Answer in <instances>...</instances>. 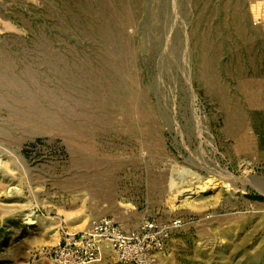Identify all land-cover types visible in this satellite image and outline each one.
<instances>
[{"label": "rangeland", "instance_id": "obj_1", "mask_svg": "<svg viewBox=\"0 0 264 264\" xmlns=\"http://www.w3.org/2000/svg\"><path fill=\"white\" fill-rule=\"evenodd\" d=\"M61 248L264 264V0H0V264Z\"/></svg>", "mask_w": 264, "mask_h": 264}, {"label": "built area", "instance_id": "obj_2", "mask_svg": "<svg viewBox=\"0 0 264 264\" xmlns=\"http://www.w3.org/2000/svg\"><path fill=\"white\" fill-rule=\"evenodd\" d=\"M110 230H113L112 229V221L108 220L106 218H103V219L97 221L95 224H93L89 231L84 232L82 235L83 236L82 240H80V241L81 242H83V240L91 241L90 240L91 238L94 240L96 238L106 239L109 235H111L109 233ZM120 235H121V233L120 234L119 233L112 234V236L114 238L117 237L116 238L117 240L119 238H122ZM81 242H79V243H81ZM68 251H70V250H68V249L66 250L65 248L58 249L59 253L57 254V258H59L61 260V262H59L60 264H90V263L101 261L100 253H98L99 248H96V249L84 248L82 251L79 250V251L74 252L73 258L66 259V257L69 256ZM92 251H95V253H93Z\"/></svg>", "mask_w": 264, "mask_h": 264}, {"label": "bare ground", "instance_id": "obj_3", "mask_svg": "<svg viewBox=\"0 0 264 264\" xmlns=\"http://www.w3.org/2000/svg\"><path fill=\"white\" fill-rule=\"evenodd\" d=\"M213 185H214V183H213L212 181H210V182L208 183L207 186H208V187H212ZM206 188H207L206 186H205V187H202L201 190L204 191ZM184 192H186V190H183V189H180V188H179L178 190H176L175 195H174V194H173V195H174L175 198H176V197H178L179 195L183 194ZM28 223H33V221H32V220H29Z\"/></svg>", "mask_w": 264, "mask_h": 264}]
</instances>
